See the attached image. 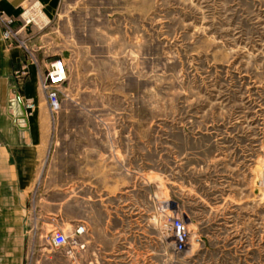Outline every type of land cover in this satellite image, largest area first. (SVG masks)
Returning <instances> with one entry per match:
<instances>
[{
  "label": "rangeland",
  "instance_id": "1",
  "mask_svg": "<svg viewBox=\"0 0 264 264\" xmlns=\"http://www.w3.org/2000/svg\"><path fill=\"white\" fill-rule=\"evenodd\" d=\"M47 17L36 55L69 75L30 191L55 219L25 264H264V0H60Z\"/></svg>",
  "mask_w": 264,
  "mask_h": 264
},
{
  "label": "crops",
  "instance_id": "2",
  "mask_svg": "<svg viewBox=\"0 0 264 264\" xmlns=\"http://www.w3.org/2000/svg\"><path fill=\"white\" fill-rule=\"evenodd\" d=\"M26 1L0 0L1 7L17 18L13 23L15 30L21 25ZM41 2L53 19L60 0ZM47 28L31 25L5 37L0 24V264H25V238L37 223L55 219L50 196H46V201L39 196L37 206H33L35 213L33 204H29L44 153L42 144L49 139V106L38 84L55 58L38 57L46 45L45 33L38 32ZM19 39L28 42L33 54ZM30 101L37 103L33 110L27 105Z\"/></svg>",
  "mask_w": 264,
  "mask_h": 264
},
{
  "label": "built area",
  "instance_id": "3",
  "mask_svg": "<svg viewBox=\"0 0 264 264\" xmlns=\"http://www.w3.org/2000/svg\"><path fill=\"white\" fill-rule=\"evenodd\" d=\"M16 17L7 13L0 4V24L3 27V34L5 37H11L18 33L19 29L27 28L31 25H36L43 28L48 25L50 19L44 11L41 0H27V4L23 6L20 20L21 25L19 29L13 28V23ZM23 47H25L30 54H33L28 42L24 39H19ZM69 75V64L64 56L55 57L47 66L45 74L39 81L41 90L44 92L48 106L51 111H56L61 105V92L64 83L67 81ZM28 106L34 107L35 102L30 101ZM172 227L176 242L181 246L186 242L188 235V227L185 225L180 217L172 218ZM87 230L85 223H80L75 227V234H83ZM51 242L56 246H63L69 242V235L63 230L56 229L51 235Z\"/></svg>",
  "mask_w": 264,
  "mask_h": 264
}]
</instances>
